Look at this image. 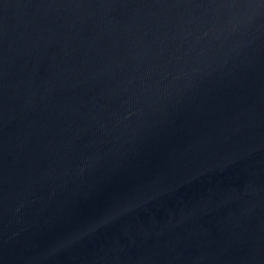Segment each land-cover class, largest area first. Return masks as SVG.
<instances>
[{
    "label": "water",
    "instance_id": "95a60500",
    "mask_svg": "<svg viewBox=\"0 0 264 264\" xmlns=\"http://www.w3.org/2000/svg\"><path fill=\"white\" fill-rule=\"evenodd\" d=\"M0 264H264V0H0Z\"/></svg>",
    "mask_w": 264,
    "mask_h": 264
}]
</instances>
